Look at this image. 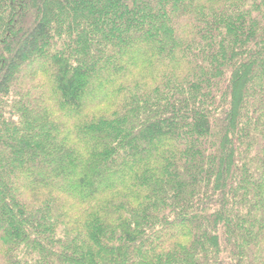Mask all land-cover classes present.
Listing matches in <instances>:
<instances>
[{"label":"trees","instance_id":"trees-1","mask_svg":"<svg viewBox=\"0 0 264 264\" xmlns=\"http://www.w3.org/2000/svg\"><path fill=\"white\" fill-rule=\"evenodd\" d=\"M0 264H264V0H0Z\"/></svg>","mask_w":264,"mask_h":264}]
</instances>
